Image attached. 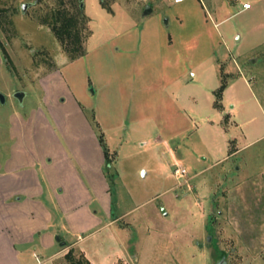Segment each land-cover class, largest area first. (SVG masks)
<instances>
[{"label": "rangeland", "instance_id": "rangeland-1", "mask_svg": "<svg viewBox=\"0 0 264 264\" xmlns=\"http://www.w3.org/2000/svg\"><path fill=\"white\" fill-rule=\"evenodd\" d=\"M103 1H107V8L101 0H84L83 13L91 33L85 41L86 55L73 62L51 29L41 23V18L57 6V0H0V51L4 60V66H0V95L14 87L29 94L24 107L10 95L7 105L0 102L1 157L8 155L12 143L8 116L13 108L26 116L33 108H39L44 98L41 81L58 92L62 73L70 87L71 82L79 87L83 94L81 106L95 120L96 127L95 115H100L108 95L103 87L100 90L102 82L93 79L96 67L112 69L118 64H133L131 52L125 48L128 39L156 34L166 40L171 35V63L178 72L175 75L180 74L173 96L189 101L187 105L178 104L189 115L187 127L183 129L184 124L172 121L169 128L167 118L154 113L152 122L138 125L133 132L125 130L110 148L106 145L111 159L104 167L109 202L106 207L101 206L105 212L102 215L101 201L98 196V201L94 198L96 201L87 208L89 217L99 221L98 228L115 220L114 227L121 230L120 242L126 254L121 264H264V138L253 142L264 135V116L243 81L226 96L225 107L230 116L224 122L218 121L219 112L204 102L212 82L205 62L211 61L212 54H232L236 57L227 64L239 66L240 70L224 74L222 69V76L227 80L241 74L247 76L264 106V46L256 49L264 40V2ZM246 2L251 9L242 11ZM25 3L30 6L23 13L21 6ZM148 6L152 11L145 15ZM74 10L72 6L71 11ZM57 69L60 72L55 74ZM112 84L116 89L115 81ZM130 86L125 83L124 89ZM138 97L134 95L133 99ZM63 98L68 97L63 94L60 104L49 107L46 114L67 151V139L61 137L60 127L53 119L73 114L69 101L65 103ZM232 106L238 112L234 113ZM140 108L141 115L146 113ZM169 108L174 118L176 108ZM237 113L243 114L242 121H238ZM150 124L163 140L177 132L169 141L170 149L158 141L151 142L154 134H149ZM49 143L44 144V149L50 150L51 146L56 149L52 157L61 156L57 140L50 138ZM248 143L251 144L225 159L231 150ZM79 157L72 152L76 178L87 185L88 176L84 175ZM176 166L186 169L184 178L175 176ZM107 235L103 242L92 239L87 247L84 245L89 248L90 264H108L115 259L111 257L115 251ZM56 264L68 262L61 259Z\"/></svg>", "mask_w": 264, "mask_h": 264}, {"label": "crops", "instance_id": "crops-1", "mask_svg": "<svg viewBox=\"0 0 264 264\" xmlns=\"http://www.w3.org/2000/svg\"><path fill=\"white\" fill-rule=\"evenodd\" d=\"M174 2L180 4L183 0L180 2L174 0ZM250 9L251 6L248 9L243 7L242 11ZM159 27L157 23V28ZM128 40L125 48L126 51L131 52L133 64L130 66L118 64L112 69L97 66L93 76V79L102 82L100 90L103 87V92L109 95H106L105 102H102L100 115H95L109 148L123 131L128 132L130 129L133 132L139 128L138 125L150 122V119L154 120L152 116L154 113L160 114L164 119L167 118L169 128L172 127L170 124L174 121L181 126L184 124L183 129H185L189 119L188 113L178 105L179 102L187 105L188 99L179 98L178 95L176 98L173 96V86L179 83L180 77V74L175 75L178 72L171 63L173 36L169 35L165 40L156 34H150L143 36L142 39L133 37L132 40ZM263 46L264 40L257 44L256 49ZM235 57L232 54L229 57L226 55L216 57L212 54L211 61L205 62L207 71L212 76V82L207 88L209 94L204 99L208 107L216 109L214 91L221 85L222 69L224 74L240 70L239 66L237 68L233 64H227L230 58L234 60ZM0 66H4L1 51ZM59 72L60 70L57 69L54 73ZM43 81L41 83L44 98L39 108H33L28 116L22 114L20 109L13 108L12 115L8 116V133L12 143L6 157H1L0 148V264H56V261L61 259L65 262L66 254L72 249L77 253H82L87 259L90 257V252L89 248H85L86 244L92 239L103 242V236L107 234L115 251V254L111 256L115 259L112 258L108 264H121L126 259V254L124 245L120 242L121 230L114 227L117 223L111 220L98 228L96 224L99 221L89 217L91 213L87 211L92 201L95 199L98 201L99 198L101 201L99 208L104 215L102 207H106L110 197V189L104 172L106 157L99 141V131L93 124L95 120L92 121L81 106L82 90L77 88L73 82L70 87L62 73L58 80L62 88L58 89V92L49 85H44ZM114 81L116 89L113 88ZM242 81L249 88V94L255 99L264 116V106L260 98L247 76L241 74L228 81V86L223 93L222 110L216 109L219 112L218 121L222 119L224 122L230 116L226 112V96L234 93L235 87ZM125 83H131V88L125 90ZM134 84L137 86L134 87ZM111 86L113 89H110ZM18 91L20 90L15 87L8 90V93H5L6 103L4 105L9 103L8 95L15 98L14 94ZM63 94H66L68 98H63L62 101L65 103L69 101L73 114L59 115L53 119L57 127H60L61 137L67 139V151L59 141L47 115L49 107L60 104ZM28 95L27 93L25 99ZM134 95H139V97L134 100ZM25 99L22 107H24ZM171 105L176 108L174 118L169 108ZM140 107L142 110L145 109L146 113L141 115ZM232 107L234 113L238 112L239 109L237 110L236 106ZM192 110L195 111L196 106L193 105ZM144 115L147 117H143ZM242 115L238 114V121H242ZM223 122L221 125L229 133ZM236 123L238 125V122ZM149 127V134H154V140L151 142L158 141L170 149L169 141L178 135L177 132L163 140L159 132H156L155 126L150 124ZM1 130L2 128L0 138ZM50 138H55L57 144L59 143L61 156L60 154L55 155L56 159L52 157L54 153L56 154V149L52 150L51 146L50 150L44 149V144L50 145ZM263 138L264 135L259 136L253 142ZM251 143L240 146L235 153ZM72 152L80 155L79 160L84 175L88 176L87 185L80 178H76L77 171L71 160ZM113 152L117 153L115 150ZM232 155L228 154L225 159ZM86 226L89 230L84 228ZM90 226L95 227L90 229ZM103 233L105 234L101 235ZM56 237L60 238L59 242L56 241ZM80 247L83 250H80Z\"/></svg>", "mask_w": 264, "mask_h": 264}, {"label": "trees", "instance_id": "trees-1", "mask_svg": "<svg viewBox=\"0 0 264 264\" xmlns=\"http://www.w3.org/2000/svg\"><path fill=\"white\" fill-rule=\"evenodd\" d=\"M102 4L107 8V1H102ZM72 6L75 8L74 11H71ZM41 23L51 29L70 60L79 59L86 54L85 41L91 32L88 30L89 20L80 9L78 0H57V6H53L49 13L41 18ZM228 81L222 76L220 87L214 91V107L218 110H222L223 93L228 86ZM96 127L99 130L98 137L100 144L103 147L106 161L109 164L111 159L104 136L99 125H96ZM235 152L236 150H231L229 154L232 155ZM78 255L77 257L74 249L70 250L65 257L68 264H90L82 253ZM221 256L224 257L225 253L222 252Z\"/></svg>", "mask_w": 264, "mask_h": 264}, {"label": "water", "instance_id": "water-1", "mask_svg": "<svg viewBox=\"0 0 264 264\" xmlns=\"http://www.w3.org/2000/svg\"><path fill=\"white\" fill-rule=\"evenodd\" d=\"M103 1V0H101ZM79 4H80V9L83 11L84 9V0H79ZM30 6V4H23L21 6V10L23 13L26 12V10L28 9V7ZM151 8L148 6L146 11H145V15H148L149 13H151ZM167 20H165V23L167 24ZM27 93L23 92V91H18L14 94V97L18 100V102L22 105L23 104V101L26 97ZM0 102L4 105L6 103V96L1 94L0 95ZM56 240L59 242L60 241V238L59 237H56Z\"/></svg>", "mask_w": 264, "mask_h": 264}, {"label": "built area", "instance_id": "built-area-1", "mask_svg": "<svg viewBox=\"0 0 264 264\" xmlns=\"http://www.w3.org/2000/svg\"><path fill=\"white\" fill-rule=\"evenodd\" d=\"M180 1H182V0H176V2H180ZM243 7L245 8V9H248V8H250V4H244L243 5ZM186 173H187V171H186V169H184L183 167H181V166H176V169H175V176L177 177V178H184L185 176H186Z\"/></svg>", "mask_w": 264, "mask_h": 264}]
</instances>
